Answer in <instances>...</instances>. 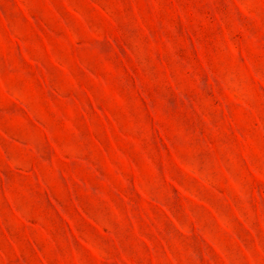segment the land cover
Wrapping results in <instances>:
<instances>
[{"label": "rangeland", "instance_id": "1", "mask_svg": "<svg viewBox=\"0 0 264 264\" xmlns=\"http://www.w3.org/2000/svg\"><path fill=\"white\" fill-rule=\"evenodd\" d=\"M0 264H264V0H0Z\"/></svg>", "mask_w": 264, "mask_h": 264}]
</instances>
